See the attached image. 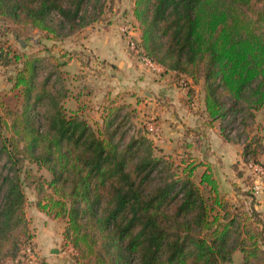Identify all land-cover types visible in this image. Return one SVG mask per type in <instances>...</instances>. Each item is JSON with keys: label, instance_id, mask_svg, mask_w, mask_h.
<instances>
[{"label": "trees", "instance_id": "trees-1", "mask_svg": "<svg viewBox=\"0 0 264 264\" xmlns=\"http://www.w3.org/2000/svg\"><path fill=\"white\" fill-rule=\"evenodd\" d=\"M114 1L0 0V21L59 43L105 22ZM131 14L141 53L191 91L201 85L207 125L243 144V163L264 162L253 127L264 109V0H133ZM9 57L0 50V64ZM60 57L15 54L21 105L0 102V264H24L28 245L29 264L38 260L26 187L39 211L65 222L63 247L81 264H234L237 251L241 264H264L262 213L222 193L193 143L175 156L136 128L125 93L108 94L92 117L93 86Z\"/></svg>", "mask_w": 264, "mask_h": 264}, {"label": "crops", "instance_id": "crops-1", "mask_svg": "<svg viewBox=\"0 0 264 264\" xmlns=\"http://www.w3.org/2000/svg\"><path fill=\"white\" fill-rule=\"evenodd\" d=\"M104 23L91 26L88 32L87 52L96 57L91 60V64L95 62L104 65L105 68L118 70L123 80L122 84L128 88L126 96L135 99V105L132 107L137 109V105L144 102V107L150 109L152 115L159 120L161 126L159 138L163 140L162 142H166L167 145L179 142L177 150L183 149L188 142L193 143L198 156L211 164L222 193L228 197L245 200L247 207L253 204L264 217V186L255 192L254 198L246 195L249 185L245 182L244 175L238 171L243 169V144L225 139L218 122L211 127L207 125L203 87L194 84L191 91L188 86L180 85L173 72L158 73L144 67L130 54L127 41L120 33L118 24ZM133 34L135 38H139L138 31L135 30ZM72 61L66 66L68 71L70 64L74 62ZM80 62L78 59V65H81ZM189 82L192 83L190 79ZM142 96L145 97V101H142ZM262 111L264 110L259 113ZM258 117L259 114L256 122ZM259 130L264 136V127L260 126ZM164 151L173 152L166 149ZM43 215L51 220L45 213ZM62 232L56 237L55 232L47 227L38 231L34 236L38 260L34 264H81L72 256L76 254L73 247L66 249L61 247Z\"/></svg>", "mask_w": 264, "mask_h": 264}, {"label": "rangeland", "instance_id": "rangeland-1", "mask_svg": "<svg viewBox=\"0 0 264 264\" xmlns=\"http://www.w3.org/2000/svg\"><path fill=\"white\" fill-rule=\"evenodd\" d=\"M132 6L133 0H115L113 10L107 12L105 16L104 24L109 25V23H117L118 27H120L121 25H125L131 28V22L133 20L131 14ZM14 28V25L10 24L9 22L0 21V50L3 49L5 53L9 52V58H12L10 59L12 60L11 63H9L8 65H5L4 62L0 64V102H4L9 107L15 109L20 108L21 105L20 92L13 88V84L9 80V77L14 72L16 66L13 59L15 54L40 55L45 56L46 58L61 56L60 59L62 61L69 62L74 59V62L72 61L73 64H70L69 66L70 72L74 76H86L85 81H87L88 84H91L94 88V95L90 102L91 107L88 112L94 118H100L99 104L107 97L108 94L116 96L117 94L126 93V90L128 88L126 87V85L122 84L123 80H121V76L120 74H118V70H112L111 67L105 68L104 65H99L95 62H93L92 64L90 63L89 66L86 65L89 60L91 61L93 58L96 59L94 54L88 53L89 51L87 50L86 46V39L89 35L88 32L90 31L91 26L86 27L82 32L72 37L71 39L59 43H56L53 40H49L38 31L31 29H25L23 31L24 35L22 37H17L15 36ZM120 33L124 36L122 32ZM79 53H81V57L83 58V61L80 62L81 65H78L77 63L78 58L76 55H79ZM73 85L77 86L78 83L75 81L74 83H71V86ZM199 86L201 87V85ZM142 99V101H145L144 96H142ZM122 100V102H133L132 104L130 103L131 106L135 105V99L129 96L124 97ZM197 101L199 102V99H197ZM68 106L73 107L74 105L69 102ZM144 106L145 104L143 102L142 104H140L139 106L137 105L136 107V114L133 118V123L136 128L145 126V122L152 118L158 121L159 123V120L152 115L150 109H147V107ZM258 114V122H256L253 126L255 127V129H258L257 127L260 126L264 127V111H262L261 113L258 112L257 115ZM160 135L161 133L158 135L150 134L155 144H157L161 148L163 147V150L166 149L167 151H173L172 153L175 156L180 152H185V149L177 150L179 148L178 146H180L179 142L178 144L176 143L174 145H167L166 142L163 143V140L159 138ZM195 154L198 155L197 152H195ZM201 170L202 168L199 169V172H201ZM42 172L48 175L46 171ZM244 173L245 182L247 183V185H249L248 178L249 176L251 177V175L247 170H244ZM25 191L28 196L26 212L34 236L38 233V231H41V228L43 227L51 229L52 232L54 231L56 237L59 236L61 234V231H63L64 229L65 222L46 219L43 213L40 214L35 205V192L28 187H26ZM61 243V247L63 249H66L63 247V239ZM34 256L35 257L33 258L36 259L35 254ZM241 262L242 253L240 251H237L234 255V264H241ZM7 264L13 263L8 262Z\"/></svg>", "mask_w": 264, "mask_h": 264}, {"label": "built area", "instance_id": "built-area-1", "mask_svg": "<svg viewBox=\"0 0 264 264\" xmlns=\"http://www.w3.org/2000/svg\"><path fill=\"white\" fill-rule=\"evenodd\" d=\"M120 31L124 34L127 46L130 54L138 61L140 62L144 67L161 73L165 71V68L153 60H151L149 57L141 53L140 48L137 46V40L133 34V28L127 27L125 25H121L119 27ZM181 86H186L184 80H181L180 82ZM146 128L155 135H158L161 133V126L155 119H149L145 122ZM244 170H247L250 175L252 176L254 180L253 190L255 192L260 191L262 187L264 186V162L262 161H255L249 158V160L245 163H243ZM25 256H27L23 261L24 264H29L31 259H34V252L31 245H28L24 250Z\"/></svg>", "mask_w": 264, "mask_h": 264}]
</instances>
